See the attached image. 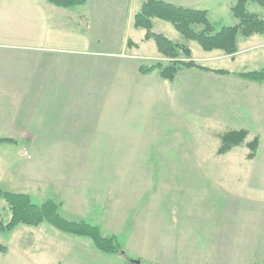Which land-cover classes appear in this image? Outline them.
<instances>
[{
    "label": "rangeland",
    "instance_id": "374dc122",
    "mask_svg": "<svg viewBox=\"0 0 264 264\" xmlns=\"http://www.w3.org/2000/svg\"><path fill=\"white\" fill-rule=\"evenodd\" d=\"M13 2H18L16 5L19 6L21 0ZM137 2L138 0H132L131 4ZM232 2L233 0H222L219 4L212 0L207 3L208 12H205L208 21L214 26V32L222 26L231 27L237 23L229 9ZM10 3L7 2L0 9V27L7 29L8 33L1 32L0 36L4 40H10L9 42L21 41V33L11 31L20 26V9L12 8ZM246 9L257 16L264 15L256 2H248ZM3 13L8 14L6 16ZM13 13L17 17H13ZM192 29L199 31L202 27L194 25ZM152 32L188 48L191 58L183 59L180 56L174 59L158 54L153 39H143L145 31L141 28L133 29L126 14L119 21L118 30L113 37L94 33L88 28V53L104 55L88 54V94L99 90L103 85L102 68L120 64L125 69V89H132V92L140 94L142 102L141 96L147 90L154 91L156 98L152 99L149 108L146 107L147 103H141L140 100H134L136 107L133 108L130 102L129 106L119 104L123 108L119 118L112 113L111 119L103 123L106 126L105 134L88 140V188L81 205L76 208L68 205L62 207L57 199L59 194H54L53 186H46L44 182L39 184L40 181L47 182V176H51L48 174L63 166L66 161L61 159L67 155V147L73 151V146H29L0 142V189L27 194L35 205L53 201L58 205L57 213L63 220L98 227L100 236L114 237L119 251H99L89 237L66 234L47 223L38 226L16 225L10 230L0 231V245L6 248L4 252H0V264H129L130 261H141V264H182L179 232L183 226L179 221L184 212L180 210L183 207H177L181 198L194 204H204L199 206V211L203 209L201 207L219 205L221 214L234 207L235 201L264 202V163L253 160L260 149L264 152V144L261 148L259 137L255 157L251 160L246 158L249 152L244 155L247 161L243 160L239 149L225 155L234 147L222 154L217 150L220 157H212L219 140L214 139L210 134L211 130L205 127L218 124L203 118L198 111L195 92L202 80L195 75L197 68H181L173 81L159 79L157 71L151 73L150 78L135 80L133 75L130 79L140 65L164 66L178 61H192L203 67L221 68L238 74L257 71L264 67V63L261 60L251 62L252 59L248 58L263 53L264 49L245 53L234 62L230 59L208 62L204 59L220 50H213L212 53L202 50L196 41L185 38L169 22L163 20L152 21ZM252 36H255V41L264 40V35L261 34H253L247 38L237 36L238 45L239 40H242L241 46L246 47L252 42L253 39L247 41ZM127 40L130 41L126 45ZM208 67L205 68L209 71H201H215ZM100 100V96L88 95L89 114L93 107L97 111L101 109L102 114L98 112L97 116L102 117L97 120L103 121L106 114L104 108H117L119 101L106 98V104H110L102 106ZM88 120L91 118L88 117ZM133 121L139 126L136 123L133 125ZM132 128L138 133L129 137L128 131H133ZM126 139L129 142L126 143ZM247 149L249 151L250 148ZM203 155L211 157L208 161L199 160ZM223 155L225 156L221 157ZM200 168L242 169L247 170V173L240 176L228 173L204 178L198 175ZM59 178L57 175L49 181L56 183ZM200 194L206 196L202 201L197 198ZM196 211L197 209L191 213ZM0 219L4 224L10 219L9 210L1 199ZM148 221L153 225H149Z\"/></svg>",
    "mask_w": 264,
    "mask_h": 264
},
{
    "label": "crops",
    "instance_id": "0c3cea01",
    "mask_svg": "<svg viewBox=\"0 0 264 264\" xmlns=\"http://www.w3.org/2000/svg\"><path fill=\"white\" fill-rule=\"evenodd\" d=\"M13 1L0 0V9L7 2H11L12 8L20 9V26L11 31L21 33V41L16 42H9L0 36V142L29 146H73V151L67 147V155L61 159L66 161L63 166L50 172L47 182L40 181L39 184L44 182L46 186H53L54 194H59L57 199L62 207L68 205L76 208L84 202V193L88 188V140L105 134L104 122L111 119L112 113L119 118L123 110L119 104L129 106L130 102L133 108L136 107L134 100H140L141 103H147L146 107L149 108L152 99L156 98L154 91L147 90L141 96L142 102L140 94L125 89L127 79L125 69L120 64L102 68L103 85L88 94V54L104 56L88 53V28L94 33L113 37L124 14L133 27V17L140 10L143 0H138L136 4H131L132 0H85L84 4L71 8L57 7L44 0H21L19 6L16 5L18 2ZM161 1L175 7L208 12L206 6L212 0ZM216 1L220 4L222 0ZM15 14H12L13 17H17ZM6 30L0 27V33L5 31L8 34ZM255 36L247 40L253 39L246 47L241 46L242 40H239L238 45L236 39L238 51L234 55L216 51L217 54L204 60L216 62L230 59L234 62L245 53L264 49V40L255 41ZM132 43L137 47L136 43ZM263 53L247 58L252 59L251 62L261 60L264 63ZM138 67L130 79L133 75L135 80L152 77L151 73L140 75ZM226 72L220 74L196 69L195 74L202 80L195 92L198 111L203 118L218 124L205 127L211 130L214 139L219 140L218 148L212 154L214 158L220 157L217 155L221 145L220 136L228 131H246L245 144L253 137L260 138L261 148L264 144V82H248L241 79L238 73ZM88 95L100 96L102 106L110 104H106V98L119 103L117 108H104L105 117L99 121L97 119L102 116L97 115L102 114L101 109L97 111L93 107L90 116ZM134 123L139 126L137 122ZM128 132L129 137L138 133L135 129ZM149 142L152 143L151 140ZM236 149H239L242 159L247 161L244 156L249 152L246 145L234 147L225 155ZM261 150L253 160L264 163V152ZM210 157L203 155L199 160L208 161ZM197 172L199 177L214 178L228 173L240 176L247 170L200 168ZM57 175L60 178L58 181L55 179L56 183L49 181ZM197 198L202 201L206 196L200 194ZM178 202L180 204L177 207H183L180 210L184 212L179 223L183 229H187L179 232L182 264H264V202L235 201L234 207L223 212L224 216L218 210L219 205L201 207L203 209L199 211V206L204 204H194L186 198ZM196 209V213H191ZM130 263L141 264V261Z\"/></svg>",
    "mask_w": 264,
    "mask_h": 264
},
{
    "label": "trees",
    "instance_id": "16d2710c",
    "mask_svg": "<svg viewBox=\"0 0 264 264\" xmlns=\"http://www.w3.org/2000/svg\"><path fill=\"white\" fill-rule=\"evenodd\" d=\"M44 1L61 8L76 7L85 2V0ZM248 2L259 4L264 13V0H233L230 5V12L237 20V23L231 27H222L217 32H214V27L208 21L205 11L175 7L161 0H144L140 10L133 17V27L143 29L145 31L144 38L146 40L153 39L157 53L166 57L178 59V57L183 56V59H190L191 52L183 45L173 43L161 34L153 33L152 21L154 19L169 22L177 32L187 39L196 41L204 51L220 50L225 55H233L237 52V36L247 38L253 34L264 35V15L257 16L249 13L246 9ZM194 25H200L202 29L195 31L192 29ZM181 68H197L209 71L207 68L192 61H178L164 66L161 64L149 67L140 65L138 73L146 75L157 71L162 80L172 81ZM212 72L227 73L223 70ZM238 76L250 82H264V68L240 73ZM246 136L247 132L244 130L228 131L221 135L219 154L226 153L231 148L244 144L250 148L246 158L248 160L253 159L259 139L254 137L245 144ZM0 199L4 201L10 213V219L6 224L0 219V231L10 230L16 225L38 226L41 223H47L63 233L89 237L99 251L105 253H117L119 251V245L114 237L104 238L100 236L98 227L84 222L74 223L63 220L57 213L58 205L53 201L49 200L41 205H35L32 204L27 194H15L2 189H0ZM5 250L6 248L0 245V252Z\"/></svg>",
    "mask_w": 264,
    "mask_h": 264
}]
</instances>
